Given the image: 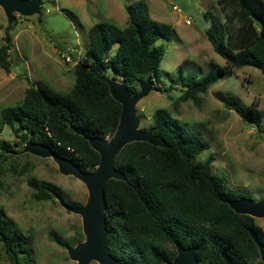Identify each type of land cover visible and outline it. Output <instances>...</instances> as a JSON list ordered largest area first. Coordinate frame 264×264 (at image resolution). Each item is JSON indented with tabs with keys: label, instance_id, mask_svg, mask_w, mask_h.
Wrapping results in <instances>:
<instances>
[{
	"label": "trees",
	"instance_id": "1",
	"mask_svg": "<svg viewBox=\"0 0 264 264\" xmlns=\"http://www.w3.org/2000/svg\"><path fill=\"white\" fill-rule=\"evenodd\" d=\"M217 3L223 18L207 9L202 14V31L225 64L185 84L177 98L179 102L195 101L197 94L204 93L233 69L252 66L264 76V0ZM126 14L123 28L107 21L88 28V47L74 64V83L67 92L43 84L28 85L19 104L0 110V133L7 126L14 136V140L0 143L2 152L30 141L46 145L82 171L96 168L99 154L87 138L109 139L121 110L100 78L103 70L111 67L113 79L136 94L139 83L155 74L165 52L164 41L171 34L169 25L150 18L144 0L127 5ZM10 48L7 34L0 46V67L4 70L10 66ZM219 100L242 121L259 127L262 114L257 102L245 106L235 97L219 96ZM150 129L161 145L147 141L125 144L114 159L124 179H110L104 188L110 255L121 263L167 264L179 244L197 247L196 264H226L223 254L234 264H255L258 251L248 230L254 231L259 240H264V230L253 217L238 214L228 206L227 199L248 195L227 189L223 179L212 173V156L203 162L195 160L208 148L207 140L199 130L184 127L161 110L152 114ZM28 185L35 200L51 199L55 192L50 183L33 178ZM62 201L68 206L80 205ZM50 238L61 246L72 247L56 237ZM0 243L10 262L20 264L23 237L2 214Z\"/></svg>",
	"mask_w": 264,
	"mask_h": 264
},
{
	"label": "rangeland",
	"instance_id": "2",
	"mask_svg": "<svg viewBox=\"0 0 264 264\" xmlns=\"http://www.w3.org/2000/svg\"><path fill=\"white\" fill-rule=\"evenodd\" d=\"M135 1L41 0L38 14L22 16L13 12L10 20L0 7V46L7 34L11 43L10 66L8 70L0 67V110L19 104L28 85L43 84L67 92L74 83V64L83 58L88 47V28L103 21L123 28L126 6ZM144 2L150 18L169 25L171 34L164 41L165 52L152 75V89L135 105L138 129L150 131L152 114L161 110L184 127L199 130L208 148L195 160L203 162L212 156L211 171L223 179L227 189L238 190L253 200L264 199L263 74L252 66L233 69L204 93L197 94L195 101H177L185 84L224 66V59L212 49L202 31L203 12L209 9L220 18L223 14L217 0ZM115 51L116 44L110 52ZM103 75L113 79L112 68L106 67ZM219 96L235 97L245 106L257 102L262 114L259 127L242 121ZM4 140H14L7 126L0 133V143ZM24 145H8L12 150L7 152L0 149V214L23 237L19 262L78 264L69 258L68 248L50 236L72 247L78 240L84 241L81 216L67 211L61 201L84 205L87 189L73 175L60 173L50 157L23 151ZM32 178L52 185L55 192L51 199L31 197L33 190L28 180ZM253 218L264 230V217ZM0 264H12L1 243ZM87 264L99 263L90 260Z\"/></svg>",
	"mask_w": 264,
	"mask_h": 264
},
{
	"label": "water",
	"instance_id": "3",
	"mask_svg": "<svg viewBox=\"0 0 264 264\" xmlns=\"http://www.w3.org/2000/svg\"><path fill=\"white\" fill-rule=\"evenodd\" d=\"M40 5L41 0H0V7L9 20L12 19L13 12L22 16L38 14ZM100 78L107 83L111 96L120 104L121 110L116 130L108 140L96 137L87 138L90 147L99 154L98 165L93 171L80 170L74 162L59 156L43 144L27 141L23 151L39 157H50L56 163L60 173L73 175L83 182L87 189V199L84 205L68 206L61 201L67 211L81 216L82 233L85 235L84 241L78 242L74 247H68L69 258L78 264H87L90 260H95L99 264H133L121 263L109 253L103 197L108 180L124 179L123 173L114 166V159L125 144L133 141H147L155 146L161 145L152 130L145 131L137 127L138 118L135 113V105L152 89L151 79L147 78L139 83V91L136 94H131L124 83L116 82L103 74ZM226 203L238 214L255 218L264 217V199L253 200L250 197H245L227 199ZM248 231L257 245L264 264V245L258 242L254 231ZM175 250V256L167 264H196L197 247L184 248L176 244ZM222 258L226 264H234L227 255L223 254Z\"/></svg>",
	"mask_w": 264,
	"mask_h": 264
},
{
	"label": "flooded vegetation",
	"instance_id": "4",
	"mask_svg": "<svg viewBox=\"0 0 264 264\" xmlns=\"http://www.w3.org/2000/svg\"><path fill=\"white\" fill-rule=\"evenodd\" d=\"M248 234H249V231H248ZM255 235H256V237H257L258 242L264 245V240H259L258 235H257L256 233H255ZM249 236H250V234H249ZM250 237H251V236H250ZM251 239H252V237H251ZM252 240H253V239H252ZM253 242L255 243L254 240H253ZM255 245H256V243H255ZM256 247H257V245H256ZM257 251H258V249H257ZM256 261H257L256 263L263 264V262H262V260H261V257H260V255H259V252H258V257H257ZM256 263H255V264H256Z\"/></svg>",
	"mask_w": 264,
	"mask_h": 264
},
{
	"label": "built area",
	"instance_id": "5",
	"mask_svg": "<svg viewBox=\"0 0 264 264\" xmlns=\"http://www.w3.org/2000/svg\"><path fill=\"white\" fill-rule=\"evenodd\" d=\"M173 8H174L176 11H179L178 8H176V7H173ZM66 59H67V60H70V58H69L68 56L66 57Z\"/></svg>",
	"mask_w": 264,
	"mask_h": 264
}]
</instances>
